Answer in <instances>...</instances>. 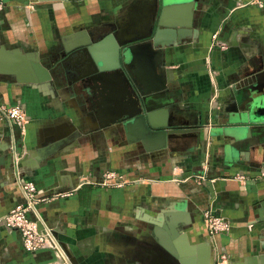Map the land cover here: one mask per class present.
Here are the masks:
<instances>
[{"label":"crops","instance_id":"1","mask_svg":"<svg viewBox=\"0 0 264 264\" xmlns=\"http://www.w3.org/2000/svg\"><path fill=\"white\" fill-rule=\"evenodd\" d=\"M0 1V40L10 48L36 50L49 61L64 41L76 40L82 30L91 33L104 21H113L120 37L148 32L156 3ZM138 10L142 18L137 21ZM192 30L164 48L160 62L174 100L168 108L179 116L171 121L189 122L196 137L179 134L169 141L139 126L130 129L126 122L100 126L98 108L107 120L120 108L98 106L89 94L90 103L72 95L71 104L55 85L0 78V104L20 106L26 118L20 130L0 115V150L5 152L0 161V264H57L49 248L25 251L20 232L2 220L22 200L14 154L21 161L20 179L33 180L43 198L37 206L42 219L76 264H137L140 254L153 252L150 220L158 221L174 203L185 205L191 218L181 233L194 255L206 244L215 264H259L264 179L253 176L264 168V0H200ZM253 71L256 79L247 82ZM106 93L107 102L120 103L117 87L109 86ZM234 129L249 133L239 145ZM66 137L56 151L35 161L37 148ZM108 171L121 176V185L102 184ZM237 174L247 178L240 181ZM178 207L171 210L178 212ZM206 210L221 215L228 229L209 235Z\"/></svg>","mask_w":264,"mask_h":264},{"label":"water","instance_id":"2","mask_svg":"<svg viewBox=\"0 0 264 264\" xmlns=\"http://www.w3.org/2000/svg\"><path fill=\"white\" fill-rule=\"evenodd\" d=\"M199 1L161 0L162 5L157 14L155 28L137 36L120 37L116 24L106 32L98 27L91 33L82 30L76 33L78 39L68 43L63 42L65 58L56 62L47 60L36 50L7 47L0 40V78L8 76L21 84H50L53 87L56 69L63 70L65 60H69L72 54H78L83 56L81 60H69L78 72L74 81H79L83 85V92L100 98L97 102L98 106L103 105L104 108L115 106L121 110L107 120L103 119V111L98 108L95 114L100 126L138 121L143 126V132L155 134L159 139L165 135L167 140L172 141L179 134L196 137L198 131L196 128H189V122L176 124L171 121V118L179 119V116L168 108L174 100L165 85L148 89L141 87L139 79L132 71L131 63L125 59V49L136 44H146L148 50L141 53L143 63L153 62L158 67L164 48L179 40L181 35L192 34L193 15L199 6ZM127 64L130 68L126 66ZM255 72L257 71L247 75V82L256 79L253 76ZM109 86L118 88L116 95L120 97V103L116 101L113 103L112 100L109 101L110 103L107 102L109 96L106 89ZM244 130H232L238 145L240 140L249 135L247 129ZM67 140L66 137L51 142L45 148H37L35 161H41ZM234 146L236 147L237 143ZM4 157L5 152L0 150V161L1 159L4 161ZM17 166H21V161ZM174 207L177 208V204H170L163 209L158 221L150 220L153 237L148 238V241L153 252L150 251L151 255L140 254L137 264H215L209 245L201 244L199 253L194 255L193 249L185 244V236L182 235L181 229L191 223V218L185 205L178 207V212L171 210ZM260 221L264 222V219ZM258 237L261 240L259 264H264V226L259 231ZM71 258L75 262L72 255Z\"/></svg>","mask_w":264,"mask_h":264},{"label":"built area","instance_id":"3","mask_svg":"<svg viewBox=\"0 0 264 264\" xmlns=\"http://www.w3.org/2000/svg\"><path fill=\"white\" fill-rule=\"evenodd\" d=\"M261 5V4H260ZM3 5L0 1V9ZM215 35L213 34V37ZM0 115L6 116L12 126L24 130L26 127V118L24 111L18 105L5 106L0 104ZM18 156L14 154L13 168L16 169V179L19 190L22 194V200L12 206L8 212L2 216V220L7 227L18 230L21 234L22 247L27 252H32L41 248L51 249L56 257L57 264H76L72 258L68 247L55 234L54 230L45 223L38 211V203L43 199L39 196L35 182L31 179H20L17 163ZM255 179H264V168L256 171L253 176ZM236 178L244 181L247 176L237 174ZM122 183L121 176L115 171H108L104 174L102 184L109 186H119ZM204 224L209 233L216 234L228 229V223L221 215L213 214L206 210L203 214ZM216 232V233H214ZM221 258H225L223 251Z\"/></svg>","mask_w":264,"mask_h":264},{"label":"bare ground","instance_id":"4","mask_svg":"<svg viewBox=\"0 0 264 264\" xmlns=\"http://www.w3.org/2000/svg\"><path fill=\"white\" fill-rule=\"evenodd\" d=\"M147 24L145 23L143 27L146 28ZM144 30V29H143ZM142 30V31H143ZM147 45H132L125 49V59L127 62L131 63L132 71L134 75L139 79L141 87L144 89L161 86L166 84L165 75L160 74L157 71L156 64L153 62L143 63L142 52L147 51ZM71 59V58H70ZM130 129H133L136 126L142 127L141 122L131 121L128 123ZM147 134V132H145ZM152 134V133H148ZM156 136L155 134H152Z\"/></svg>","mask_w":264,"mask_h":264},{"label":"flooded vegetation","instance_id":"5","mask_svg":"<svg viewBox=\"0 0 264 264\" xmlns=\"http://www.w3.org/2000/svg\"><path fill=\"white\" fill-rule=\"evenodd\" d=\"M115 23L113 21H104L102 22L99 26H95L93 31L98 27V29H101V31L106 32L110 29H112L114 27ZM92 31V32H93ZM63 46L62 48L58 51L57 54H55L54 57V61H60L62 59L65 58V56L63 57ZM71 58V59H70ZM69 58V60H74V59H82L83 56L78 55V54H72L71 57ZM68 59L65 60L64 64V69L60 70L56 69L55 71V80H54V85L59 87V88H66L67 91L74 95L75 100L77 101H82L84 100L87 104L88 102L90 103L91 100L89 101V96H87L84 91V87L82 84L79 83V81H74V79L77 77L78 72L75 71L74 66L72 65V63L69 61ZM80 65V64H79ZM67 67V69H66ZM70 81L71 83L68 84L67 82ZM82 98V99H81ZM99 98V97H98ZM96 99V105H97V97L94 98V100ZM149 247H151V243H148Z\"/></svg>","mask_w":264,"mask_h":264},{"label":"rangeland","instance_id":"6","mask_svg":"<svg viewBox=\"0 0 264 264\" xmlns=\"http://www.w3.org/2000/svg\"><path fill=\"white\" fill-rule=\"evenodd\" d=\"M135 1H137V0H133V4L132 5H135ZM159 9H160V3H159V0H156V3H155V7L152 9V12H151V15H149V18H150V25H151V28H153L155 25H156V21H157V14H158V12H159ZM141 13V10H138V16H135L134 17V19H136L137 21H138V19H141L142 18V13ZM137 15V14H136ZM98 19H101V17L99 16V17H97V20ZM128 68H130V65L129 64H127L126 65ZM157 71L159 72V73H161V74H163V75H165L166 73H167V70H166V68H165V65L164 64H162L161 62L160 63H158V67H157ZM47 85H49V87H51V85L50 84H47ZM53 85V84H52ZM58 93H59V96H61V97H64L65 98V100L66 101H73L72 99V94H70L68 91H67V89L66 88H60L59 89V91H58ZM75 99V98H74ZM75 101V100H74ZM73 101V102H74ZM71 104H72V102H70ZM74 105V104H73ZM76 109L78 110V112L82 115L81 117H87L86 115V113L84 112V110L83 111H80L77 107H76ZM83 109V108H82ZM127 126H128V124H127ZM205 225V224H204ZM205 228H206V230H207V233L209 234V235H212L211 233H209L208 231V229H207V227L205 226ZM214 233H216V232H214ZM217 233H219V232H217Z\"/></svg>","mask_w":264,"mask_h":264}]
</instances>
